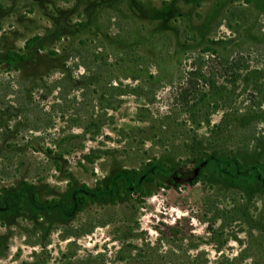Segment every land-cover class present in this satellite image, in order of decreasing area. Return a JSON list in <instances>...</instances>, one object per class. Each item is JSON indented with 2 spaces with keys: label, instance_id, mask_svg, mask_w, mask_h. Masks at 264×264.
I'll use <instances>...</instances> for the list:
<instances>
[{
  "label": "rangeland",
  "instance_id": "rangeland-1",
  "mask_svg": "<svg viewBox=\"0 0 264 264\" xmlns=\"http://www.w3.org/2000/svg\"><path fill=\"white\" fill-rule=\"evenodd\" d=\"M212 40L225 47L207 51ZM9 51L28 60L10 64ZM244 66L260 70L262 95ZM195 70L228 85L226 106L198 114L194 91L208 83ZM228 108L240 121L214 142L249 143L243 166L264 164V0H0V264H235L247 246L241 264H264L262 194L147 179L149 162L173 170L198 141L216 146ZM123 170L146 172L143 194L127 182L109 196ZM25 183L40 206L15 197ZM81 186L96 200L73 217L46 207Z\"/></svg>",
  "mask_w": 264,
  "mask_h": 264
},
{
  "label": "trees",
  "instance_id": "trees-1",
  "mask_svg": "<svg viewBox=\"0 0 264 264\" xmlns=\"http://www.w3.org/2000/svg\"><path fill=\"white\" fill-rule=\"evenodd\" d=\"M248 2H250V0H248ZM36 41L37 38L28 40L25 44V49L30 50ZM225 44L226 42H224L223 40H212L211 46L207 51H212L215 53L217 47L224 48ZM27 60L28 55L26 53L9 51L5 55V61L13 65L23 64ZM242 64L243 63H241L240 61L239 65H236L233 68V71L231 72L232 80L229 81L231 82L230 84H234L238 79H241V72L243 71ZM244 69V84L250 87L252 94L257 93L258 95H262V83L259 80L260 70H248V68L246 67ZM189 73L191 76H194L195 79L201 78L206 83H208L207 88H204L205 90L194 88V92H196L195 94L198 96V98H196L197 101L195 102V104H193V108L197 109L199 115L203 113L199 105H202V103L205 101L211 102L213 105L217 104L219 101H223L224 106L229 103L231 97L230 94L232 92H230L227 84L217 85V82L213 81L212 79H205V75L196 70ZM191 84H193V82H191ZM182 90L185 92L184 97H187V93L188 91H190L189 88H182ZM253 98L258 99V102H255V105L261 108V104L263 103V96H260L259 98H257L256 96ZM216 106L218 105H215V107ZM240 113H242L241 110H232L231 108H228V110L223 113L221 122L215 124L210 130V135H218L214 139L211 136L213 143H215L214 141L222 142V140L227 139L228 136H230L231 138L233 130L237 128L236 124H238L240 121ZM196 114L197 112H192L191 116L194 117ZM205 142L206 141H198L195 145V150L194 146H192V150L196 153H192V158L187 157L184 164L179 163V166L173 170L172 168H169L168 165L163 161H160L158 163L149 162L147 171L150 177H147V179L152 181L154 179L153 177L155 176H169L168 179L171 183H176V181L174 180L175 177L177 179L185 180L188 184L191 185H196L200 181L215 180L219 183L228 184L230 187L240 188L243 191L251 193L253 195L256 193H260L264 196V164L258 163L253 167L247 168L242 164V151H249V143L241 145L240 149H237V143L234 142L232 144L222 143V145L221 143H215L216 146H212L209 150H205L202 147ZM142 172L143 171L140 172L137 170H123L119 175L120 182L114 181V185L107 187L106 192L108 191L110 193L109 196L113 198V193L121 195L123 190H130L129 186H126L127 182H134L137 185V190L135 192L138 194H143L141 181H143L142 177L146 172ZM129 179L131 181H129ZM176 185L179 186L180 184L176 183ZM25 191L28 192L30 203L33 206H40L37 204V199L33 191V187L28 185L27 183L23 184L20 192H17L15 197L20 201ZM97 191L102 192V189L98 188ZM94 197L95 192H93L87 186H81L80 188H74L72 190L71 204L67 205L64 202L52 200L46 205V207H49V210L54 209L53 207H56L62 212L63 216H68L70 218L74 216V214L78 209H80V207L86 206L90 202H95L96 199ZM5 206H7L6 203ZM252 231V229L249 231V236L251 235L250 238H253ZM250 250L251 247L247 246L239 256L234 258L235 262L232 263L241 264L244 263L247 259H250ZM229 259L230 258H226V261L230 262Z\"/></svg>",
  "mask_w": 264,
  "mask_h": 264
}]
</instances>
